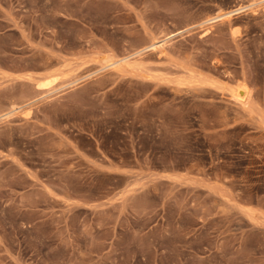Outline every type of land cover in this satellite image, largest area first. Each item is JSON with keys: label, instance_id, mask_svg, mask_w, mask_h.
I'll use <instances>...</instances> for the list:
<instances>
[{"label": "rangeland", "instance_id": "obj_1", "mask_svg": "<svg viewBox=\"0 0 264 264\" xmlns=\"http://www.w3.org/2000/svg\"><path fill=\"white\" fill-rule=\"evenodd\" d=\"M0 264H264V0H0Z\"/></svg>", "mask_w": 264, "mask_h": 264}, {"label": "bare ground", "instance_id": "obj_2", "mask_svg": "<svg viewBox=\"0 0 264 264\" xmlns=\"http://www.w3.org/2000/svg\"><path fill=\"white\" fill-rule=\"evenodd\" d=\"M239 10H241V9H239ZM230 15V13H226V14H221V15H218L216 18H213V19H209L208 20V22L209 21H218V19L220 20V19H223V18H225V17H227V16H229ZM232 15V14H231ZM207 22V21H206ZM161 43H164V41H157V42H154L151 46L153 47V48H158V47H163L164 46V44L162 45ZM137 53H140V52H137ZM128 60V58H125V59H123V60H121L120 62H113V64H111V65H109V66H113L114 64L116 65V63H125L126 61ZM106 61H110V58H107V60ZM47 86V85H46Z\"/></svg>", "mask_w": 264, "mask_h": 264}]
</instances>
